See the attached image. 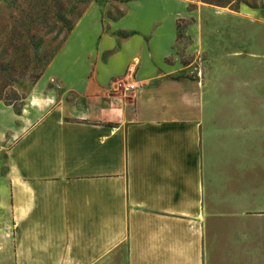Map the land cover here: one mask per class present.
I'll use <instances>...</instances> for the list:
<instances>
[{
  "label": "crops",
  "instance_id": "1",
  "mask_svg": "<svg viewBox=\"0 0 264 264\" xmlns=\"http://www.w3.org/2000/svg\"><path fill=\"white\" fill-rule=\"evenodd\" d=\"M192 1L205 69L176 52L189 0H127L108 27L85 13L19 111L0 101V264H262L264 16ZM204 13L255 41L230 51Z\"/></svg>",
  "mask_w": 264,
  "mask_h": 264
},
{
  "label": "rangeland",
  "instance_id": "2",
  "mask_svg": "<svg viewBox=\"0 0 264 264\" xmlns=\"http://www.w3.org/2000/svg\"><path fill=\"white\" fill-rule=\"evenodd\" d=\"M125 1L127 0H0V101L11 104L15 109L20 108L25 96L64 46L85 13L91 8H99L102 13V25L108 27L113 19L124 13ZM194 1H198L199 5L214 8L218 14L226 9L244 11L249 17L254 16L253 14L264 16V0ZM192 2L189 0L184 14L177 19L176 52L183 63V75H191L195 67H206L190 64L196 55L206 56L205 48L198 52L191 50L193 38L190 27L195 23L191 12L196 7ZM249 17L204 13L201 27L204 32L206 26L212 24L217 26V31L225 30L229 35V49L234 51L242 49L248 41H255L258 24L251 22ZM256 38L264 43V34ZM203 39L205 41V33ZM227 61L234 66V71H229V74L238 72V57L232 56ZM201 72L199 70L200 74ZM261 244L264 253V233Z\"/></svg>",
  "mask_w": 264,
  "mask_h": 264
},
{
  "label": "built area",
  "instance_id": "3",
  "mask_svg": "<svg viewBox=\"0 0 264 264\" xmlns=\"http://www.w3.org/2000/svg\"><path fill=\"white\" fill-rule=\"evenodd\" d=\"M138 60L135 59L127 69V74L118 77L112 82V89L117 92L129 93L133 92L138 87V82L134 79L136 64Z\"/></svg>",
  "mask_w": 264,
  "mask_h": 264
},
{
  "label": "trees",
  "instance_id": "4",
  "mask_svg": "<svg viewBox=\"0 0 264 264\" xmlns=\"http://www.w3.org/2000/svg\"><path fill=\"white\" fill-rule=\"evenodd\" d=\"M16 111H19V108L18 109H15Z\"/></svg>",
  "mask_w": 264,
  "mask_h": 264
}]
</instances>
